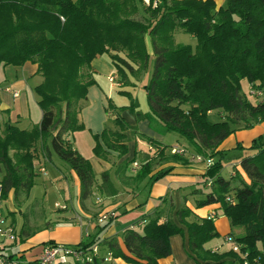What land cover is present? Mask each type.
Instances as JSON below:
<instances>
[{
    "label": "trees",
    "instance_id": "1",
    "mask_svg": "<svg viewBox=\"0 0 264 264\" xmlns=\"http://www.w3.org/2000/svg\"><path fill=\"white\" fill-rule=\"evenodd\" d=\"M152 1L145 5L142 0H0V65L19 67L30 62L36 64L41 78L34 86L41 109L38 125L20 129L5 123L0 131L1 199L10 191L16 204L20 197H28L36 175L33 160L37 148L47 157L55 154L75 172L82 206L95 190L116 194L110 173L102 171L96 177L90 161L66 136L83 128L78 113L88 88L95 83L94 58L110 53L121 72L123 66L133 72V64L145 67L152 56L151 75L144 86L149 111L137 110L134 102L119 107L113 127L93 135V154L103 160L111 152L124 156L128 142L142 136L154 156L140 153L134 172L131 164L136 160L125 158L116 167V177L137 186L146 177L155 181L168 174L172 167L147 176L155 157L162 162L182 161V152L169 149L166 155V144L139 133L120 112L127 109L136 121L148 120L150 128L155 118L164 132L177 134L189 152L213 158L202 175L209 190L194 204L197 208L218 204L230 226L242 231L224 236L239 249L218 252L206 248L205 244L218 236L213 222L217 214L199 217L185 205L174 211L170 197L164 196L140 224L136 221L122 230L125 250L115 236L101 235L118 216L114 212L98 222L95 234L76 245H66L85 252L97 246L105 254L97 251L91 253L90 261L73 264H106L107 253L128 264H158L159 259L171 255L170 237L174 235L184 238L193 264H243L244 260L264 264V136L254 139L249 152L237 158L248 181L236 173L237 184L231 181L233 177H223L220 170L226 152L216 150L235 130L264 120V0H226L224 7L214 0H157L155 6ZM177 30L192 34L195 45L175 43ZM242 80L248 82L258 101L247 98ZM211 112L219 120H210ZM194 192L202 194V189ZM25 225L26 221L11 244L22 241ZM2 251L1 247L0 259L18 260L16 252Z\"/></svg>",
    "mask_w": 264,
    "mask_h": 264
},
{
    "label": "crops",
    "instance_id": "2",
    "mask_svg": "<svg viewBox=\"0 0 264 264\" xmlns=\"http://www.w3.org/2000/svg\"><path fill=\"white\" fill-rule=\"evenodd\" d=\"M214 2L218 7H224L226 5V0H214ZM91 65L93 71L92 73L94 75L95 69L93 67V61ZM36 69V64L30 62H26L19 67L10 65H0V84L7 86L14 91H17L18 93L16 97H13L8 91H0V129L4 127L5 123H9L12 125L16 124L15 126L20 129H29L31 127L28 123L26 125L22 124V121L23 119L28 118L30 116L28 92H32V88L28 84V79L35 78V85L38 84L41 80L40 76L36 73ZM93 92L95 94V97L97 98H99V96H102V91L100 90L98 83H96V80L95 83L88 88L86 100L91 98V94ZM12 114L15 116H13ZM11 116H13L14 119H11ZM78 121L82 123V125L84 124L81 120L79 113ZM126 121L129 124L135 125L139 133L148 137H152L153 139L161 142L162 144H166L163 142L161 137H159L157 133L149 127L146 120L136 121L135 117H133L131 121ZM98 129H100V127ZM101 131L102 128L101 130L96 131L92 134H98ZM72 135V133H68L66 136L69 142L71 141L70 137ZM260 135L264 136V120L256 123L251 128L235 130L220 143L216 150L225 151L226 153L235 150V152H237L236 156L239 157L241 153L249 152V148L251 147L254 139H256ZM136 138L143 137L137 135L135 139ZM135 139L128 142V152L130 149L132 151H135V149L133 150V142L135 141ZM175 140V145L166 144L168 148L165 150V154H170V152H168L170 148L178 147L183 150V160L174 161L169 159L163 161L160 165L154 166L155 168L152 167L151 172L147 176L150 177L160 169L172 167V170L168 174L159 177L155 181L146 177L139 181L137 186H133V183L128 184L129 181H127L125 178L119 180L115 175V179L112 182L117 187L116 194L105 195L98 191L100 193V198H98V201L95 202L96 204H87L85 202L87 200L86 199L84 201V206H82L79 202V180L75 172L71 169H67V165L57 166V164H54L55 169H53L49 174L47 172L46 162L53 163V153H51L50 156L47 157L41 150L37 148L34 152L35 157L33 160L35 172L40 173L45 171L46 175H49L46 180H42L43 183L47 182L50 185L57 182L59 183L63 180L67 188L68 186L75 188V193L73 195L75 204L74 206H71L70 210L68 211V216H66L65 218L56 219L44 223H33V221L31 222L30 219L33 213L32 207L34 204L30 203L31 206L30 204H28L27 209L22 210L23 208H26V204H24L25 202L23 203L22 208L18 207L19 204H21V202H23V200L25 199H22L20 197L19 203L15 204L13 199V192H8L6 199L3 200H7L5 202L7 212L12 215L11 217H13L14 213L19 212L20 216H22L21 218L24 219V221L21 222V226L26 221V231L22 241L16 243V245L8 244L7 242H5L3 245L0 244V248H3L2 252L6 253V247H11L15 245L13 249L11 248L12 250L9 254L16 252L15 258L18 259V264H32L35 260H37L38 256L40 255L44 244L48 242L71 246L76 245L80 241L87 239L89 236H91L90 233H92L95 229H98V215L101 212L107 211H114L115 214H117L118 216L112 219L111 225L101 233L102 238L115 236L118 240L121 249L125 250L121 240L122 230L133 222L139 221L140 224L141 219L145 215L151 213L159 204L158 203L156 205L147 198L145 200H141V193L146 188H148V197L149 193H152V195L159 197V199L164 196H169L173 203L174 211L177 210L180 206L185 205L191 210L193 214L199 217H204L211 211L215 212L217 214V217L213 220L215 229L218 232V235L222 234L224 238L226 234L233 231L231 230L232 227L230 226L228 219L223 214H218L219 211H221L219 205L210 204L203 206L204 210L200 212L201 208H195L194 204L195 201L198 199L196 197L200 195L195 193L194 189L199 190V184H203L205 187H209V183L204 182L202 175L205 173L208 167L207 160H210L212 162L213 158H205L200 155H194L187 150L186 143L182 139L176 137ZM73 148L76 149L75 147ZM149 148L152 149L151 146H149ZM128 152L127 154L121 157L117 156L115 152H111L110 156L106 160L94 156L93 159L89 161L96 177H98V175L102 171H110L112 167H115L116 170L117 165H119L125 158H131V154ZM109 158L112 160H110ZM114 158H118L116 162H113ZM135 163L137 165L139 163V160H136ZM238 163L239 160L236 159L235 162H231L229 165L235 167V171H239L241 177L246 181L245 174L240 169ZM131 168L132 172L138 169V167H133L132 164ZM223 168L224 167H222V169L220 170V174ZM233 175L234 172L230 171V176L228 178L234 177ZM165 178L167 180L163 184L159 183ZM233 180L234 178H231L232 182ZM126 181L128 183H126ZM33 200L35 202L37 198ZM68 200H70V198L63 199V205L65 206V210H67ZM37 207L35 209H37ZM141 214L143 216H141V218H138ZM134 217H137V219H134ZM170 245L171 255L166 258L159 259L158 264H193L192 259L188 256L186 252V246L184 238L182 236L174 235L170 237ZM205 247L213 251L220 252L218 250V246L209 245ZM98 251L101 254H105V250H103V248H98ZM106 264L128 263L124 262L121 258H111L110 260L106 261Z\"/></svg>",
    "mask_w": 264,
    "mask_h": 264
},
{
    "label": "rangeland",
    "instance_id": "3",
    "mask_svg": "<svg viewBox=\"0 0 264 264\" xmlns=\"http://www.w3.org/2000/svg\"><path fill=\"white\" fill-rule=\"evenodd\" d=\"M173 39L175 43L178 44H184V45H190L194 46L196 43V38L187 32H183L181 30H177L173 34ZM146 41L148 42V38H146ZM147 49L150 51L149 44H147ZM123 58V54L121 55ZM152 62L153 57L150 56L148 58L146 66H138L137 64L134 65V71L130 72L126 67H122L123 72H121V69H119L115 63L110 58V53H103L99 55L97 58H94L93 60V67L95 69L94 78L96 80V83H98L100 90L102 91V96H99V98L95 97L94 92L91 94V98L84 101L81 107V110L79 112L80 117L83 124V128L76 130L74 132H71L73 135L70 137L71 146L75 147L78 152L87 158L88 160H92L95 156L92 151V146L94 144L93 140V134L96 131L101 130V128L113 127V118L115 117L116 113L119 110V107L121 106H127L130 103L134 102L137 104V110L141 112H147L149 111L146 94H145V88L144 86L148 83L151 70H152ZM109 76L114 77V82L111 83L108 80ZM41 81V80H40ZM35 78L28 79V84L32 88V92L30 90L29 93V113L30 116L28 118L23 119L22 124L26 125L27 123L30 124V128L33 126H37L41 119V109L37 104V95L34 92V85H35ZM241 88L242 91L246 94L247 98L252 101H258L257 98L252 96L249 89V84L246 80L241 81ZM30 89V88H29ZM91 99V100H90ZM83 108V109H82ZM122 116L128 121H131L134 117L133 114H131L127 109L120 112ZM13 115V114H12ZM15 116V115H13ZM11 116V119H14V117ZM209 119L212 121L219 120V117L214 112H211L208 115ZM152 125L151 129H153L159 137L163 140L166 144H176V137L177 134L173 132H164L162 130L161 123L154 119H151ZM148 123V120H146ZM89 124V125H88ZM100 124V125H99ZM16 125V124H15ZM100 127V129H98ZM29 128V129H30ZM90 128V129H89ZM3 130V127L0 129V131ZM136 137V136H135ZM49 144V141H48ZM135 151L129 150L128 153L131 154V157H134L135 160H139L138 156L140 152H149L150 155L154 156V150L149 148V144L146 140V138H136L133 142ZM171 149V148H170ZM234 151V152H233ZM230 151L225 154L223 159V170L221 171V175L223 177L228 178L230 176V171L240 175L239 171H235V167H232L229 165L231 162H235V160L238 158L236 156L235 150ZM168 152H170L168 150ZM183 153V150H182ZM246 154L245 152L241 153V155ZM181 155V154H180ZM114 157V156H112ZM110 157V158H112ZM120 157V156H119ZM109 158V159H110ZM53 163L52 162H46V168L47 172L50 174V172L55 169L54 164H57V166L65 165L66 164L61 161L55 154H53ZM118 158H114L113 162H116ZM156 162L153 163V166L160 165L162 163V159H158V157H155ZM154 159V160H155ZM112 160V159H110ZM133 167H138L137 165L132 164ZM67 167V166H66ZM155 168V167H154ZM235 168V169H234ZM67 169H69L67 167ZM110 177L112 181L115 179V167H112L110 171ZM49 175H46V172H40L36 173L33 185L29 190V196L19 204L18 208H22L23 203L26 204V208H23L22 210H26L28 204H34L32 207V216H31V222L33 223H44L53 221L56 219L65 218L68 216V211L70 210L71 206H74V193L75 188H72L71 186H66L65 182L62 180L59 183H53L48 184L43 183L42 180H46ZM234 180L233 184L239 183L237 175H233ZM246 177V176H245ZM242 178V177H241ZM167 179L161 180L159 183H164ZM246 181L248 179L246 178ZM200 188L202 189V194L197 196L196 198H202L203 194L206 193L209 188L205 187L203 184H199ZM37 198V200H34ZM68 199L67 202V210L64 209V201L63 199ZM98 198H100V193L95 190L93 194L85 201L87 204H92L98 201ZM141 200H145L146 198L152 201L154 204L159 203V197L152 195V193H149L148 197V188L144 189L140 196ZM1 201L0 210L3 214L6 223L12 224L15 230V233L20 232L21 222L24 221L22 216H20L19 212H16L12 215H10L7 212L6 209V202ZM27 201V202H26ZM15 203V202H14ZM16 204V203H15ZM30 204V206H31ZM38 204V207H37ZM96 204V203H95ZM37 207V209H35ZM196 208V207H195ZM201 208L200 212L203 211L204 207H198ZM120 213V212H118ZM219 215H222V212L219 211ZM143 216L142 214L139 215L138 218H141ZM222 217V216H219ZM14 218V219H13ZM134 219H137V217H134ZM14 220V221H13ZM35 225V224H34ZM98 229H95L91 235L95 234ZM235 235H239L242 233L240 228H232L231 229ZM20 239V238H19ZM18 239V240H19ZM1 240V238H0ZM18 242V241H17ZM8 244H11V242H7ZM205 246H218V250L220 252L226 251L229 249L230 244L226 242L222 236V234H219L217 237L211 239L209 242H207ZM15 244L16 243H12ZM13 246H9L5 248L6 254H9L10 251L13 249ZM12 248V249H11ZM92 250V249H91ZM75 259L73 257L68 258V264H73ZM79 263H83V260L80 258Z\"/></svg>",
    "mask_w": 264,
    "mask_h": 264
},
{
    "label": "built area",
    "instance_id": "4",
    "mask_svg": "<svg viewBox=\"0 0 264 264\" xmlns=\"http://www.w3.org/2000/svg\"><path fill=\"white\" fill-rule=\"evenodd\" d=\"M142 1L145 5L150 4V0H142ZM156 3L157 0L152 1V5L155 6ZM108 80L109 82L113 83L114 77L109 76ZM2 90L8 91L9 93H11L13 97H16L18 95L17 91H14L9 87L0 84V91ZM171 152L181 153L182 149L178 147H172ZM210 163L211 161L207 160V165H209ZM134 165H136V163H134ZM1 201L2 199L0 195V206H1ZM214 214L215 213L211 211L208 214V216L214 218ZM112 216H114V211L101 212L97 217V221L102 222ZM0 238H1L0 244L2 245L5 242L13 241L15 238V230L13 225L6 223V220L3 214L1 213V210H0ZM224 240L230 244L229 249L233 251H237L239 249L238 245L235 242H233L229 236L225 237ZM97 251H98L97 246H93L91 252H85L80 248L72 249L71 247L59 243H46L44 244L42 251L37 258L36 264H68L69 257H73L75 261H79L80 258L87 259L90 261L91 253H96ZM110 259H111V255L110 253H107L105 257V261H108ZM0 264H18V262L16 260L6 261L4 259H0ZM243 264H247V261L244 260Z\"/></svg>",
    "mask_w": 264,
    "mask_h": 264
}]
</instances>
